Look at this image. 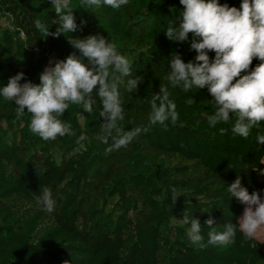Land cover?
Instances as JSON below:
<instances>
[{"label":"trees","instance_id":"16d2710c","mask_svg":"<svg viewBox=\"0 0 264 264\" xmlns=\"http://www.w3.org/2000/svg\"><path fill=\"white\" fill-rule=\"evenodd\" d=\"M220 2L239 7L241 0ZM70 7L77 24L86 23L67 37L103 35L132 62L131 78H143L135 92L120 86L119 127L149 130L107 153L111 140L106 145L97 138L104 122L97 87L91 113L72 105L62 117L75 135L44 141L30 131V115L17 118L15 104L0 96V264H264V242L237 231L231 245L201 248L187 237L190 225L180 221L184 214L198 219L207 244L206 220L212 218L220 232L244 210L227 192L237 175L249 193L264 198V175L256 171L264 169V144L256 140L264 123L247 139L234 135L231 125L210 127L206 116L214 109L207 89L184 93L168 84L171 53L185 62L196 56L191 35L177 44L164 34L183 10L179 0H129L118 10L71 0ZM0 18L7 22H0V87L21 72V84H39L50 56L62 61L74 51L79 55L64 35L46 38L35 27L40 20L56 31L49 0H0ZM165 86L179 113L177 124L168 122L166 129L148 121L152 94ZM194 93L196 103L189 106L185 100ZM220 128L228 132L221 135ZM43 187L56 201L51 214L36 204ZM172 188L181 195L175 204Z\"/></svg>","mask_w":264,"mask_h":264},{"label":"clouds","instance_id":"9594fccd","mask_svg":"<svg viewBox=\"0 0 264 264\" xmlns=\"http://www.w3.org/2000/svg\"><path fill=\"white\" fill-rule=\"evenodd\" d=\"M49 2L58 16L56 31L50 32L40 20L35 21V27L46 38L64 35L79 55L74 51L64 60L55 62L53 67H45L39 75V84L30 80L21 84L22 72L10 77L7 84L0 87V96L15 104L17 118L25 113L30 115L29 129L34 135L50 141L75 135L72 125L62 117L72 105L91 113L97 102L93 92L98 87L99 115L104 122L100 125L103 134L97 138L106 145L111 140L107 153L127 148L149 128L141 125L126 131L119 127L118 121L124 119L120 86L123 85L128 92H135L143 78L140 75L131 78L132 62L118 51L114 41L103 35H89L83 39L72 35L67 37L68 33L82 30L86 22L81 20L77 24L70 7L71 0ZM179 2L183 10L169 21L164 34L177 44L187 42L191 35L190 50H194L196 56L185 62L178 52H172L166 80L173 89L180 88L184 93L207 89L214 109L206 116L208 125H231L234 135L247 139L253 128L264 123V0H241L239 7L220 0ZM128 3L129 0H81L82 6L88 8L107 6L114 10ZM254 60L259 63L253 67ZM195 94L185 100L187 105L196 103ZM150 106L149 125L160 124L166 129L168 122L177 124L179 113L167 86L159 87V92L152 94ZM219 131L224 135L228 129L220 128ZM256 140L264 144V134H258ZM256 171L264 175V169ZM227 192L245 206L243 214L235 224H225L220 232L213 227L212 218L206 220L210 230L207 244L203 242L200 221L184 214L180 221L190 225L186 234L193 245L201 248L228 246L235 242L237 231L247 240L264 237V198L260 193H249L242 184L241 175L228 185ZM180 196L175 188L171 189L174 204ZM35 200L42 211L54 212L56 201L49 187H43Z\"/></svg>","mask_w":264,"mask_h":264},{"label":"rangeland","instance_id":"374dc122","mask_svg":"<svg viewBox=\"0 0 264 264\" xmlns=\"http://www.w3.org/2000/svg\"><path fill=\"white\" fill-rule=\"evenodd\" d=\"M0 22L3 23V24H7V22L5 21L4 18H0ZM51 57H52V58H51V62H53V60H56V57H55V56L52 55ZM52 65H53V64H52ZM52 65H51V67H53ZM244 207H245V206H244ZM242 214H243V212H242ZM242 214H241V215H242ZM258 240L264 242V237H262V238H260V239H258Z\"/></svg>","mask_w":264,"mask_h":264},{"label":"built area","instance_id":"2783aa9c","mask_svg":"<svg viewBox=\"0 0 264 264\" xmlns=\"http://www.w3.org/2000/svg\"><path fill=\"white\" fill-rule=\"evenodd\" d=\"M51 58H52V57L50 56V59H49V61H48V65H47V67H51L52 64H53L52 66H54L55 62H57V61H61V60H59V59L56 58V60H53V62H51Z\"/></svg>","mask_w":264,"mask_h":264}]
</instances>
